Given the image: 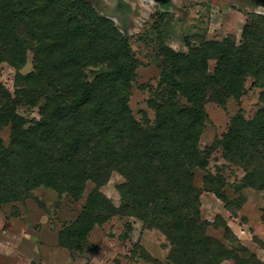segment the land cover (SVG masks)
Returning <instances> with one entry per match:
<instances>
[{
	"label": "trees",
	"instance_id": "1",
	"mask_svg": "<svg viewBox=\"0 0 264 264\" xmlns=\"http://www.w3.org/2000/svg\"><path fill=\"white\" fill-rule=\"evenodd\" d=\"M155 46L162 90L148 100L153 121H140L128 105L138 60L89 0H0V63L21 66L32 54V69L15 77L13 97L0 85V130L9 128L8 141L0 138V205L33 199L42 207L32 194L40 186L78 201L90 182L80 213L58 232L60 246L80 249L95 225L132 215L168 239L171 264H261L246 246L227 247L206 234L201 191L229 210L245 199L230 198L218 172L207 171L196 186L194 171L219 148L243 172L231 186L236 192L264 191V15L253 14L239 37L200 40L184 52L161 40ZM89 68L99 70L89 76ZM248 79L261 89L258 109L251 117L234 115L218 140L200 148L204 104L239 99ZM37 105L38 118L30 121L17 111ZM114 171L123 177L118 206L100 190Z\"/></svg>",
	"mask_w": 264,
	"mask_h": 264
},
{
	"label": "rangeland",
	"instance_id": "2",
	"mask_svg": "<svg viewBox=\"0 0 264 264\" xmlns=\"http://www.w3.org/2000/svg\"><path fill=\"white\" fill-rule=\"evenodd\" d=\"M95 11L109 19L127 39L128 45L138 60L131 82L128 105L134 117L140 121L154 119V110L148 104L150 98H158L162 86L159 74L162 59L156 51L155 42L163 41L176 51H187L188 44L195 46L200 40H220L226 34L239 37L243 25L253 14L264 15V6L255 0H167L163 6L156 0H89ZM215 61L209 60L212 70ZM32 69V54L28 51L21 66L7 61L0 63V85L14 96L17 89L15 77ZM99 69L89 68V76ZM245 83V92L239 99L229 98L219 104L207 101V113L199 146L205 148L218 140L227 130L236 114L251 117L260 106V88ZM42 101L39 100V104ZM179 102L185 99L179 97ZM38 104V105H39ZM38 105L17 107L18 113L28 121L38 118ZM0 138L7 142L9 128L0 130ZM221 173L226 181L223 191L230 197L239 195L244 202L237 209H227L212 192L201 191V219L206 221V234L219 239L227 247L241 244L249 248L264 264V191L251 187L236 192L243 175L240 168L228 163L216 149L205 169H195L194 183L202 187L207 173ZM123 181L118 172L100 187L115 206L121 203L117 185ZM88 182L83 198L73 200L66 194L38 187L33 199L9 202L0 205V264H171L168 260L170 243L155 228L132 215H114L100 225H95L87 234L80 249H68L58 244V232L68 227L80 213L84 197L91 189ZM222 224L230 229L225 236ZM233 239V240H231ZM221 264H232L230 260Z\"/></svg>",
	"mask_w": 264,
	"mask_h": 264
},
{
	"label": "water",
	"instance_id": "3",
	"mask_svg": "<svg viewBox=\"0 0 264 264\" xmlns=\"http://www.w3.org/2000/svg\"><path fill=\"white\" fill-rule=\"evenodd\" d=\"M264 6V0H258Z\"/></svg>",
	"mask_w": 264,
	"mask_h": 264
}]
</instances>
